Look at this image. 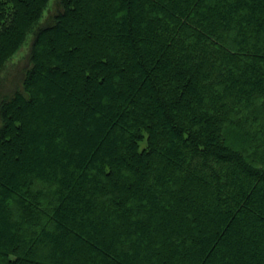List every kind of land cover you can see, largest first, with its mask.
I'll return each mask as SVG.
<instances>
[{
  "label": "trees",
  "instance_id": "16d2710c",
  "mask_svg": "<svg viewBox=\"0 0 264 264\" xmlns=\"http://www.w3.org/2000/svg\"><path fill=\"white\" fill-rule=\"evenodd\" d=\"M0 0V264H264V0Z\"/></svg>",
  "mask_w": 264,
  "mask_h": 264
},
{
  "label": "rangeland",
  "instance_id": "374dc122",
  "mask_svg": "<svg viewBox=\"0 0 264 264\" xmlns=\"http://www.w3.org/2000/svg\"><path fill=\"white\" fill-rule=\"evenodd\" d=\"M56 1L50 0V3L39 22V25H43L48 17L55 13ZM32 36L27 37L26 42L20 48V50L12 57V59L6 64L5 68L0 72V100L9 95L21 86V79L23 76V70L27 64V56L29 53V47L31 43ZM1 126V120H0Z\"/></svg>",
  "mask_w": 264,
  "mask_h": 264
}]
</instances>
